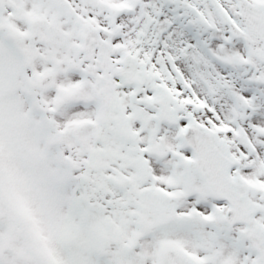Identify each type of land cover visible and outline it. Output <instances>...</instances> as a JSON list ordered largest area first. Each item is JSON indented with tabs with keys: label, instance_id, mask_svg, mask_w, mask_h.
<instances>
[{
	"label": "snow or ice",
	"instance_id": "obj_1",
	"mask_svg": "<svg viewBox=\"0 0 264 264\" xmlns=\"http://www.w3.org/2000/svg\"><path fill=\"white\" fill-rule=\"evenodd\" d=\"M0 264H264V0H0Z\"/></svg>",
	"mask_w": 264,
	"mask_h": 264
}]
</instances>
